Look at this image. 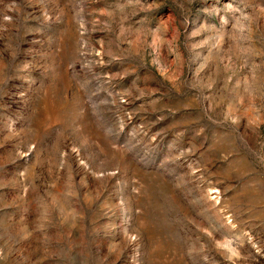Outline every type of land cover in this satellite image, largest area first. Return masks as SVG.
I'll return each mask as SVG.
<instances>
[{
  "label": "rangeland",
  "instance_id": "1",
  "mask_svg": "<svg viewBox=\"0 0 264 264\" xmlns=\"http://www.w3.org/2000/svg\"><path fill=\"white\" fill-rule=\"evenodd\" d=\"M0 264H264V0H0Z\"/></svg>",
  "mask_w": 264,
  "mask_h": 264
}]
</instances>
